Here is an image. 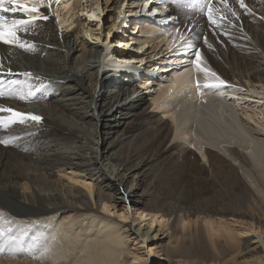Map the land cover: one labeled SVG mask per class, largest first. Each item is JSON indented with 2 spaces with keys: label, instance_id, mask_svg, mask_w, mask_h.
<instances>
[{
  "label": "bare ground",
  "instance_id": "1",
  "mask_svg": "<svg viewBox=\"0 0 264 264\" xmlns=\"http://www.w3.org/2000/svg\"><path fill=\"white\" fill-rule=\"evenodd\" d=\"M155 1L164 2L44 0L48 19L21 30L27 48L0 42V108L41 117L0 124L9 140L0 151V228L20 240L0 244V264H149L131 248L138 234L173 264H208L207 256L264 264V13L244 29L232 63L199 38V22L174 19L167 0ZM256 1L245 0L255 21L264 12ZM197 50L208 73L195 68ZM212 73L227 86L198 88ZM29 85L35 94L20 99ZM229 114L240 133L224 123ZM209 128L215 137L202 139ZM67 170L68 186L58 178ZM127 206L134 222L172 232L168 241L124 223ZM117 207L119 219L105 214ZM249 232L257 245L241 239Z\"/></svg>",
  "mask_w": 264,
  "mask_h": 264
},
{
  "label": "rangeland",
  "instance_id": "2",
  "mask_svg": "<svg viewBox=\"0 0 264 264\" xmlns=\"http://www.w3.org/2000/svg\"><path fill=\"white\" fill-rule=\"evenodd\" d=\"M193 2L196 3L195 7L191 6L193 4ZM167 3H169V4L171 3L172 4L171 6L175 7V9L173 8L172 10L175 13H179L181 15V18H182L183 21H190V22H196V23L199 22L201 30H202L201 31L202 34L199 35V38L203 39V40H204V38H206L208 41L210 40L208 38L213 39L215 41V44L218 47L220 46L219 47L220 52L221 53H225V54H222V57L223 56H227L226 58L229 61H231L232 63H236L237 61H240V57L239 56H241L240 55L241 50H239V49H241L242 47L245 48V46L243 44V40L246 39V37L243 35L244 29L246 30V28H249L250 23H251V25L255 24V23H258V22L261 23L262 21L258 18V16L262 15L264 13L262 10H259V12L255 11V14H252V15H254V17H256L255 18L256 21H255L253 19L252 20L250 19V15L248 14V11L245 12V9L240 7V4H239L238 0H226V2H225V0H211V6L214 9V16H215V18L217 20V25H213L208 20V17H207V6H208L207 0H167L166 4ZM230 11L232 13H235L233 15V16H235L234 19H229L230 16L232 15V13ZM218 12L225 14L224 17H223L224 19L223 18L219 19L220 17H219V13ZM108 13H110V11L105 13V16H107V18H106L107 21L110 20L109 17H108ZM222 21H223L224 25L221 24ZM72 28L70 30L74 29V28L73 29ZM240 28H243V29H240ZM260 35L261 34L259 33L258 37L261 38ZM238 36L240 38H238ZM262 39H264V36H263V38H261V40ZM238 45H239V47H238ZM171 58L173 59V57H171ZM226 58L224 57V59H226ZM251 62L254 65L256 64L253 61H251ZM152 63L154 64L153 67L156 66V64H157V62H155V60H153ZM171 63H173V61L172 62H166V64H163V65H167V68H170V64ZM158 66H160V65L158 64ZM143 67L147 68L148 65L147 66L143 65ZM129 71H131V69ZM132 73H135V71L132 72ZM167 75H168L167 72H162V76L164 78H166ZM132 130H134V129H132ZM130 131H131V129H130ZM8 141L9 140L7 138H5L4 136H2L0 134V151L3 149V147H6V144L8 143ZM8 149L12 150V147H9ZM199 158H200L201 161L203 160V158H202V156L200 154H199ZM58 174H59V176H61V177H58V178L60 179L61 182L64 181L65 185L68 186V184H66V180L71 182V183L73 182V181H70L68 179V176L72 175L73 171L67 170L63 174L62 173H58ZM64 174H66L68 176H65ZM96 207L97 206L95 205V208ZM119 209H121V207H117L115 209V211L117 213H115V211H112L111 213H105V212L104 213L107 214V215H110L112 218L119 219V213H118ZM99 211H101V210L99 209ZM125 211L129 215V219H128V221H126L124 223H127L129 225H133L135 228H139L140 227L141 231H145L146 230L145 228H149V229L153 228L150 231V233H151L150 235H152L154 233L156 234L158 232V238H157L158 240L157 241H159V239L163 240L165 242L168 241V238L170 237V233H172V232L168 233L166 231L165 232L162 231V229L158 226V224H154V227H153V225H151L152 223L149 220H144V222L142 221V223H140L139 220L134 222L133 219L138 218V214L136 215L135 211L130 206H127L125 208ZM150 225L152 227H150ZM233 226L235 228L239 229V230L245 228V224L242 223V222H238L236 224H233ZM158 230H160V232ZM163 230H166V229H163ZM138 236H140V234L132 236L133 238H136V237L137 238L133 241V245H132L131 248H133L134 250L139 251L141 254H145V255L149 256V259H148L149 264H173V263L169 262L168 258L164 255V252L160 251V248H156L157 247V245H155L156 242H154L153 240L152 241H147L146 240L144 242L142 237H138ZM255 236H257V233H255V232L254 233L253 232L252 233L249 232V233H245V234H240V237H241L242 240L252 239V241H255V243H256L254 245H257L258 241H260V240H259V238H254ZM134 244H136V245H134ZM151 248H154L156 253H155L154 249H153V252H151ZM149 251L152 254L151 256H150ZM204 260L207 261L208 264L211 263V257L207 256V258H204ZM198 261H200V260H198ZM189 264H193V263H189Z\"/></svg>",
  "mask_w": 264,
  "mask_h": 264
},
{
  "label": "snow or ice",
  "instance_id": "3",
  "mask_svg": "<svg viewBox=\"0 0 264 264\" xmlns=\"http://www.w3.org/2000/svg\"><path fill=\"white\" fill-rule=\"evenodd\" d=\"M207 17L208 20L213 24H217V20L214 16V9L211 6V0H207ZM226 2V0H225ZM50 3V0H49ZM239 4L241 8H244L246 11L247 5L245 4V0H239ZM5 5H11V7H6ZM44 6V0H39V3H31L30 0H0V42H3L7 45H18L21 48H27L28 43L26 41L21 40V30H25L26 27L36 20L39 19H48L47 16H41V8ZM193 7L196 6V3L193 2L191 5ZM11 14V18L7 14ZM17 14H23L26 18L18 19L16 18ZM36 14V15H33ZM235 14V13H234ZM194 65L197 72L208 73L209 70L202 66V59L200 51L197 50L194 57ZM11 72V69H8ZM25 77L31 76V73H24ZM214 79H207L203 85L200 84V81L197 79L196 85L198 88H215L220 89L227 86V82L221 79L215 73H212ZM14 85H19L21 89L24 87V82L20 80H13L11 82ZM28 91H21L20 99L26 100L29 97L33 96L35 93L31 90V85L28 86ZM3 91H0V96H3ZM0 112H7L10 115L8 116H0V124H9L15 122H21L24 119H30L33 121H39L41 119L40 116L23 113L20 111H16L13 108H0ZM12 229L4 227L0 228V244H11V245H19L20 240L15 236L11 235Z\"/></svg>",
  "mask_w": 264,
  "mask_h": 264
}]
</instances>
